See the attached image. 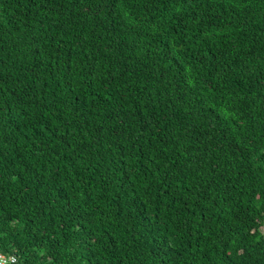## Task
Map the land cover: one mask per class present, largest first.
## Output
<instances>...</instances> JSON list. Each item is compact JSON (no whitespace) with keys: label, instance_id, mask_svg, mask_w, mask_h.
<instances>
[{"label":"trees","instance_id":"16d2710c","mask_svg":"<svg viewBox=\"0 0 264 264\" xmlns=\"http://www.w3.org/2000/svg\"><path fill=\"white\" fill-rule=\"evenodd\" d=\"M0 254L264 264V0H0Z\"/></svg>","mask_w":264,"mask_h":264},{"label":"built area","instance_id":"2783aa9c","mask_svg":"<svg viewBox=\"0 0 264 264\" xmlns=\"http://www.w3.org/2000/svg\"><path fill=\"white\" fill-rule=\"evenodd\" d=\"M14 261V256H5L3 254H0V264H13Z\"/></svg>","mask_w":264,"mask_h":264}]
</instances>
